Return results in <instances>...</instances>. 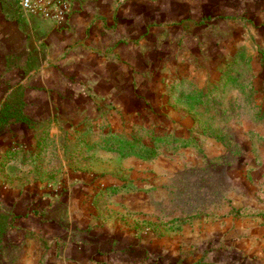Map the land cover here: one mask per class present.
Wrapping results in <instances>:
<instances>
[{
	"label": "rangeland",
	"instance_id": "obj_1",
	"mask_svg": "<svg viewBox=\"0 0 264 264\" xmlns=\"http://www.w3.org/2000/svg\"><path fill=\"white\" fill-rule=\"evenodd\" d=\"M233 2L94 91L72 0H0V264H264V0Z\"/></svg>",
	"mask_w": 264,
	"mask_h": 264
},
{
	"label": "crops",
	"instance_id": "obj_2",
	"mask_svg": "<svg viewBox=\"0 0 264 264\" xmlns=\"http://www.w3.org/2000/svg\"><path fill=\"white\" fill-rule=\"evenodd\" d=\"M11 1L13 0H7L6 6L12 8L14 4ZM227 1L229 0H72L70 23L62 42L77 41V45H83L84 58L89 62L91 70L86 75L89 90L105 91L102 76L121 75L118 68L122 66V61L150 59L149 48L155 43H168L173 29L187 31L188 27L198 26L197 20L188 18L189 13L219 11L234 6L233 0L230 3ZM33 25L44 35L51 33L49 38L58 41V37L53 35L59 32L52 24L35 20ZM181 35L172 37L179 40ZM93 46L97 51L92 49ZM250 229L248 241L241 244L240 248L245 249L249 257L258 255L255 259L262 261L264 231L260 228ZM179 264H185V261ZM193 264L198 263L195 260Z\"/></svg>",
	"mask_w": 264,
	"mask_h": 264
},
{
	"label": "trees",
	"instance_id": "obj_3",
	"mask_svg": "<svg viewBox=\"0 0 264 264\" xmlns=\"http://www.w3.org/2000/svg\"><path fill=\"white\" fill-rule=\"evenodd\" d=\"M11 110H12V108L9 106L4 107L0 113V119L4 122L7 121L9 116L12 114ZM120 150H121L120 152L123 155L134 154V155H138L142 158H149L155 152L154 147H152L148 144H142V143H134L131 146H129L125 143L124 145H122ZM123 187H124V185H119V186H116L114 189L118 190V189L123 188Z\"/></svg>",
	"mask_w": 264,
	"mask_h": 264
},
{
	"label": "built area",
	"instance_id": "obj_4",
	"mask_svg": "<svg viewBox=\"0 0 264 264\" xmlns=\"http://www.w3.org/2000/svg\"><path fill=\"white\" fill-rule=\"evenodd\" d=\"M22 11H30L33 8L35 0H18Z\"/></svg>",
	"mask_w": 264,
	"mask_h": 264
}]
</instances>
